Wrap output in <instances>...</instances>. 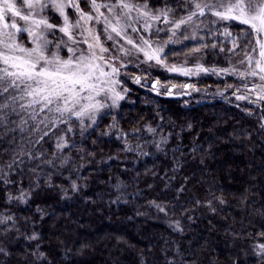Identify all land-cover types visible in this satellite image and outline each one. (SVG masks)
I'll return each mask as SVG.
<instances>
[{"label": "trees", "instance_id": "trees-1", "mask_svg": "<svg viewBox=\"0 0 264 264\" xmlns=\"http://www.w3.org/2000/svg\"><path fill=\"white\" fill-rule=\"evenodd\" d=\"M81 7L88 10L83 0ZM211 19H204V42L171 49L166 60L177 63L197 47L208 67L241 59L244 37L235 53L229 49L246 26L230 27L226 38L220 33L230 22ZM120 80L127 96L83 135L78 128L71 134L75 147L58 154L65 163L53 159L50 141L36 147L54 167L24 158L22 174L14 168L13 183L0 182V217H13L0 225V264H264L256 247L264 243V104L189 92L181 100L164 97L170 85L239 87L231 77L185 79L127 67ZM8 162V153L0 156V164ZM21 189L25 201L8 199Z\"/></svg>", "mask_w": 264, "mask_h": 264}, {"label": "snow or ice", "instance_id": "snow-or-ice-1", "mask_svg": "<svg viewBox=\"0 0 264 264\" xmlns=\"http://www.w3.org/2000/svg\"><path fill=\"white\" fill-rule=\"evenodd\" d=\"M81 2L0 0V146L6 145L0 147V156L8 153L9 160L0 164V182L13 183L9 173L15 168L22 174L24 158L53 167V159L59 158L61 164L65 163L67 158L58 154L75 147L70 143L71 134L78 128L83 135L97 124L99 117L110 114L108 110L118 108L125 99L128 89L121 88L119 76L121 68L127 67L128 58L139 59L142 54L141 63L154 62L167 67L165 47L181 42L178 33L183 40H195L196 30L207 27L199 18L209 14L214 17L209 22L212 25L230 22L220 33L226 38L233 37L230 27L246 26L239 28L240 35L232 38L229 49L235 53L240 47V37L245 38L244 58L240 63L246 64V69L221 71H231L242 80L258 78L259 83L252 84L251 88L245 83L243 93L237 94L241 92L237 88L233 95L238 101H264V0H173L172 4L164 0L160 7H153L150 0H83L87 11ZM54 17L60 23L52 22ZM189 27L193 29L192 34L183 35ZM160 32L170 33L163 44L150 39ZM249 45L251 51H248ZM211 47L216 48L217 44ZM200 51L199 47L192 49V52ZM168 71L186 76L196 74L176 65ZM201 71L209 69L197 65L196 72ZM133 81L139 84L141 77H133ZM158 84V80L152 84L157 92ZM253 93L255 100L250 99ZM168 94H171L170 88ZM110 127L114 128L115 124ZM260 128L264 129V123ZM50 141H54L53 159H41L45 152L36 146ZM72 187L76 189L75 183ZM27 196L21 189L18 197L9 195L8 199L25 201ZM156 207L165 211L159 204ZM11 220L12 216L0 217V225H8ZM176 226L179 229L178 221ZM259 235L264 237V232ZM30 239L37 237L33 235ZM256 247L264 255V243ZM3 252L0 248V253Z\"/></svg>", "mask_w": 264, "mask_h": 264}, {"label": "rangeland", "instance_id": "rangeland-1", "mask_svg": "<svg viewBox=\"0 0 264 264\" xmlns=\"http://www.w3.org/2000/svg\"><path fill=\"white\" fill-rule=\"evenodd\" d=\"M69 12L71 14V10H69ZM205 17H210V18L214 19V17H211L210 14L206 15ZM205 17H201V18H199V20H203L204 21ZM52 22L60 23V20H59L58 17H54ZM197 22H199V21H197ZM204 23H205V21H204ZM157 26L158 27H164L163 24H158ZM206 29H207V27H203L202 26L200 29L196 30L197 38L195 40H192V39L183 40V36L178 33V38L180 39L181 42L180 43H175V44H168L165 47V53L168 54L171 49H182V48H184L185 46H187L188 44H191V43L204 42V38L201 40L200 37H203L202 34H204L206 32ZM192 32H193V29L191 27H189L186 31H183V35H189L190 36L192 34ZM135 35L136 34H133L134 38H135ZM141 35L148 36L147 33H143V32H141ZM168 35H170V33L166 34L165 32H160L158 36L157 35H152L150 37V39L156 41L159 44H163L164 41H166L168 39ZM102 39H103V37H102ZM108 43L111 44V41H109ZM192 49H191V52L188 54V56L186 54L185 56L182 57V58H184L183 61L180 60L182 58H178L176 60L177 63H169L166 60L167 67L162 66V65H156L154 62L141 63V61L144 59L142 54L139 55V59H137L135 56L129 57L128 58V62H127V67H134V68L143 67V69L145 71H149V72L158 71V72L165 73L166 75H169V76H177L179 78H185V79H194V78L198 79V78H203V77H207V76L213 77L215 79H222V78H226V77H231V78L235 79L238 83H240L239 87H235V89H230V90H206V89H196V88H193V87L185 88V87H183V85H177V86L174 85L175 87H172L173 85H170L169 88L171 89V92L176 89L179 92L184 91V92L198 94L200 96L201 100H204L206 98L219 99V100L220 99L221 100L234 99L237 103H243V102L249 103L248 101H238V100H236V98L233 95V93L236 92L237 88H239V89H241V92H239L237 94H242L243 91H244L243 85L245 83H247L249 85V88H251L252 84L259 83L258 78L249 77V78H247L245 80H242L238 75L232 73L231 71H229V72L221 71L222 69L231 70L233 68L237 69L238 71H244L246 69L247 65L240 63V60L243 59L244 56L241 59L237 60L236 62L232 63L230 66L225 67V68L208 67L207 65H205L204 56L202 55V53L201 52H192ZM249 51H251V49ZM253 55H256V54L253 53ZM172 58H173V55H171V57L168 60H171ZM173 65H176L177 67H183V68H186V69H191L192 72L196 73V74L187 75L186 76V75L181 74L180 72L168 71V68L173 66ZM197 65H202L203 68L209 69V71H207V72H204V71L196 72V66ZM127 67H125V68H127ZM125 68H121V71H123ZM212 69H215L216 71L213 72V71H211ZM119 79H120V76H119ZM131 79L133 81V77H131ZM155 81H157V80H155ZM155 81H153L152 84ZM141 83H142V81L139 84H141ZM135 84H137V83H135ZM184 85H189V84H184ZM151 87H152V85H151ZM121 88H125V87L121 84ZM156 88L158 89L159 86L156 85ZM169 88L167 90H169ZM127 93H128V91H127ZM127 93L125 94V97L127 96ZM250 99L251 100H255L256 99V96H255L254 93L250 95ZM122 101H120V104L122 103ZM260 103L264 104V101H257V103H252V104L259 105ZM116 109L117 108H114V109H110L108 111L110 112V111H114ZM98 119H97V121H98ZM86 123H88V122L86 121ZM94 126L95 125H93L92 127H94ZM61 127H64V126L61 125ZM91 128H88L87 131L90 130Z\"/></svg>", "mask_w": 264, "mask_h": 264}, {"label": "water", "instance_id": "water-1", "mask_svg": "<svg viewBox=\"0 0 264 264\" xmlns=\"http://www.w3.org/2000/svg\"><path fill=\"white\" fill-rule=\"evenodd\" d=\"M165 98L167 99H175V100H181L183 98H187L188 97V93L186 92H183V93H180V94H166L164 96Z\"/></svg>", "mask_w": 264, "mask_h": 264}]
</instances>
